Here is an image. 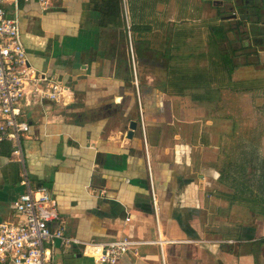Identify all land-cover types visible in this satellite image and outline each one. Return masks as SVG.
Segmentation results:
<instances>
[{"label": "crops", "instance_id": "1", "mask_svg": "<svg viewBox=\"0 0 264 264\" xmlns=\"http://www.w3.org/2000/svg\"><path fill=\"white\" fill-rule=\"evenodd\" d=\"M170 8L180 14L178 24L165 18ZM210 8L202 0H123L124 25L104 28L92 0H49L47 10L36 1H20L31 65L63 80L74 94L68 106L25 107L30 131L24 146L32 182L47 187L57 200L66 236L163 241L162 246H141L138 256L128 254L117 264H162L163 256L166 264H264V151L260 139L229 114L222 95L228 91L220 96L212 89L180 93L171 81L155 82V87L147 82L143 93L138 86L143 115L137 114L129 38L144 41L134 45L143 56L138 65L149 61L150 53L164 59L160 64L167 75L173 65L179 71L202 70L213 88L221 66L211 63L213 74L188 66L207 54L192 47L193 26L206 28L207 48H213ZM197 10L204 12L202 18L194 17ZM132 25L141 31L133 35ZM235 87L238 94L251 92L245 91L251 87ZM183 99L190 105L178 108ZM169 102L171 110H166ZM131 121L139 126L129 140ZM11 151L10 143L0 145V223L19 220L13 202L25 190ZM55 256L58 264H99L79 247L57 249Z\"/></svg>", "mask_w": 264, "mask_h": 264}, {"label": "built area", "instance_id": "2", "mask_svg": "<svg viewBox=\"0 0 264 264\" xmlns=\"http://www.w3.org/2000/svg\"><path fill=\"white\" fill-rule=\"evenodd\" d=\"M20 1L0 0V145H12L11 156L20 166L21 184L25 189L13 202L19 220L0 223V264L6 261L11 264H58L56 250L72 247H79L83 255L99 264H117L128 254L138 256L141 246H162L160 237L153 241L123 238L97 242L66 236L57 200L47 187L33 184L24 146V139L30 131L25 107L44 102L68 106L74 94L63 80L31 65L22 39ZM33 1L44 10L48 9L49 0ZM140 110L142 113L141 105ZM141 126L144 128L143 120ZM152 202L156 208L153 188ZM165 242L174 243L173 240ZM162 262L166 264L164 256Z\"/></svg>", "mask_w": 264, "mask_h": 264}, {"label": "rangeland", "instance_id": "3", "mask_svg": "<svg viewBox=\"0 0 264 264\" xmlns=\"http://www.w3.org/2000/svg\"><path fill=\"white\" fill-rule=\"evenodd\" d=\"M169 10L170 12L167 13L168 16L165 18L175 19L176 24H178V22L181 19L180 14L174 8H170ZM208 11H209V14L213 16L212 18V20H214L213 23L219 24L218 18L215 17L216 11L214 9L213 10L211 9ZM197 14L198 15L196 16L191 15V17L194 16L195 18L196 17L202 18V16L204 15V12L197 10ZM166 25L169 28H172L171 23H166ZM193 28H194V35L192 38V43H193L192 47L195 48L194 49L195 52H202L206 50L207 54L206 56L199 55L200 57L197 56L195 60H190L189 61L190 63L194 62L195 64H188V66L190 65L191 68H195V67L205 68L207 69V71L213 74L215 73V71L211 70V63L214 62L215 64H217L216 67L220 66L221 56L217 54L218 51L214 48L208 50L207 48L208 35L206 34L208 33V31L206 32V28L200 25H197V28L193 26ZM230 36H231V40L234 41L233 34H230ZM157 42H158L157 40H154L155 45H157ZM220 45L225 46L226 44L225 43L223 44L222 42L220 43ZM235 45L238 46V44H235ZM208 47H209V44H208ZM126 49H127L130 64L132 66L134 65L135 69L137 65L136 70L133 68V80H135V82L133 83V89H134L135 98L139 105V110H140L141 104L139 102V97H140L139 95H141V93L139 94L138 92V86L143 82L144 83L149 82L151 83V85L153 84L154 86L155 82L159 83L162 80L171 81L173 77L172 78L168 77L167 72L162 69V66L160 63L164 62V59L160 58L159 60H156L153 57L154 56L153 54L148 53L146 56L150 58L149 61L145 62V64L143 65H138L136 61L137 59L136 49H135L134 44L131 42L130 38L127 42ZM228 55L229 57L234 59L235 65L238 67V69L234 70L233 75L231 76L232 79L230 80V82H229V77L227 74H221L218 76L214 75L213 88L214 90H219L217 91V94L219 96L221 95L222 90L228 91V92H223L222 95L225 94V98H226L225 101L227 102L225 106L227 107L229 114H231L234 117V120L237 121V125H239L242 128H245L248 132H251L252 138L255 137L256 139H260L259 143L261 145L262 152H263L264 151V52L249 56L248 59H244L241 57L239 58L241 54H236L235 56H233L232 52L229 53ZM227 84L229 86L228 87L229 89H226ZM235 85L240 87L239 89H242L245 87H252L253 91H251L250 93L243 92V93L238 94L237 92H234L230 89L232 88V86L235 87ZM153 86H151L150 88L153 89L155 87ZM167 90L169 92L175 91L174 89H171V88ZM201 93L204 94V91H201ZM158 94L161 96L163 95L160 93ZM190 96H191L190 93H186L185 95V97L187 98H190ZM188 105H190L189 100L183 99L180 105H178V108L187 107ZM166 110H171V102H169V106L168 104H166ZM244 111L247 112V115L245 118H243ZM140 114L143 115V111L141 113V110H140ZM141 125H142V120H141ZM257 185L258 184H256V186ZM261 204L263 206L264 202L262 201ZM249 205H252V204H249ZM247 208L248 206H246V209ZM225 237L220 238L219 236H217L215 238L225 239Z\"/></svg>", "mask_w": 264, "mask_h": 264}, {"label": "flooded vegetation", "instance_id": "4", "mask_svg": "<svg viewBox=\"0 0 264 264\" xmlns=\"http://www.w3.org/2000/svg\"><path fill=\"white\" fill-rule=\"evenodd\" d=\"M202 1L214 8L215 17L219 20V24L212 23V46L218 51V55H228L232 52L233 56L241 54L239 58L248 59L249 56L264 52V0ZM230 34H233L234 41L231 40ZM222 42L226 45L221 46ZM233 63L235 64L234 59Z\"/></svg>", "mask_w": 264, "mask_h": 264}, {"label": "trees", "instance_id": "5", "mask_svg": "<svg viewBox=\"0 0 264 264\" xmlns=\"http://www.w3.org/2000/svg\"><path fill=\"white\" fill-rule=\"evenodd\" d=\"M95 10H98L102 14V26L104 28H107L108 26H118L122 27L124 24L121 20L122 17V10H123V0H92ZM132 34L140 32L141 26L139 25H132L131 29ZM134 38V37H133ZM144 42L142 40L133 39V44L136 45V43L141 45V43ZM137 45V47H138ZM136 47V48H137ZM163 57L168 58L169 60L173 59L175 60V57L173 55H162ZM188 58V57H187ZM143 59L142 54H137V62ZM176 62V60H175ZM221 67H218L216 70V76L221 74H227L229 77V81L232 79L231 76L234 71V63L233 59L229 57V55H223L221 56ZM168 77L173 79L171 80L173 84V88H175L178 92L183 93L186 90L189 89H198V90H207L210 92L211 89L214 90V88H211L210 86L206 85V78L209 77L207 73H205L202 70H191V69H185L182 71L176 70L174 65L171 66V70L168 72ZM144 82L140 84L141 93H143V87ZM231 90H237L236 87L232 86L230 88ZM219 90H214L213 92L217 93ZM245 91H252L251 88H246ZM202 99H207L206 95L202 96ZM137 114L139 115V105L137 103L136 106ZM262 180H264V161H262ZM261 189H264V183L260 184Z\"/></svg>", "mask_w": 264, "mask_h": 264}, {"label": "water", "instance_id": "6", "mask_svg": "<svg viewBox=\"0 0 264 264\" xmlns=\"http://www.w3.org/2000/svg\"><path fill=\"white\" fill-rule=\"evenodd\" d=\"M138 122L137 121H131L129 125L126 128L127 131V139L132 140L134 139L135 133L138 130Z\"/></svg>", "mask_w": 264, "mask_h": 264}]
</instances>
